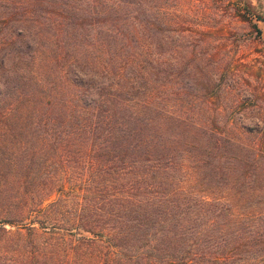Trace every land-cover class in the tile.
<instances>
[{
	"label": "trees",
	"instance_id": "16d2710c",
	"mask_svg": "<svg viewBox=\"0 0 264 264\" xmlns=\"http://www.w3.org/2000/svg\"><path fill=\"white\" fill-rule=\"evenodd\" d=\"M79 1L118 59L136 69L147 51L155 64L117 81L33 82L48 127L31 159L11 146L0 264H264V125L222 133L219 113L163 106L173 87L192 102L215 94L220 60L203 53L213 41L202 35L216 25L195 30L189 0ZM238 1L234 17L261 34L264 18ZM169 126L177 131L165 134Z\"/></svg>",
	"mask_w": 264,
	"mask_h": 264
},
{
	"label": "rangeland",
	"instance_id": "374dc122",
	"mask_svg": "<svg viewBox=\"0 0 264 264\" xmlns=\"http://www.w3.org/2000/svg\"><path fill=\"white\" fill-rule=\"evenodd\" d=\"M243 1L250 3L253 11L264 18V0ZM239 2L210 0L208 8L203 0L186 3L183 11L197 24L195 30L201 31L207 23L216 25L213 33L202 37L213 41L203 53L214 51L215 60H220L218 86L212 97L198 102H192L191 96H175L174 87L164 91L168 92V97L162 95L171 99L168 105L163 104L168 110H172L174 104L178 105L177 110L186 109L191 115L201 110L211 115L219 113L214 115L216 119L212 123H217L222 133H227L233 125L250 129L264 125V22L259 21L262 33L258 34L249 23L238 21L234 16ZM88 6L79 0H0V207H11L14 156L11 146L18 149L22 143L23 158L31 159L32 150L40 149L46 136L45 90L40 84L33 85L34 81L48 77H98L113 81L120 74L142 76L144 69L140 66L149 68L151 59L155 64L154 57H145L150 54L147 51L143 53L146 60H139L136 69L129 66L126 59H118L106 46V38L94 23ZM218 21L225 26L216 29L220 27ZM47 59L51 60L48 67ZM144 77L153 79L149 75ZM152 85L158 104L161 102L158 87L154 82ZM141 106L144 105L140 103ZM11 110L18 118L12 124ZM175 126L164 127L165 134L177 131ZM232 136H236V132H232ZM40 162L38 159L35 167H39Z\"/></svg>",
	"mask_w": 264,
	"mask_h": 264
}]
</instances>
